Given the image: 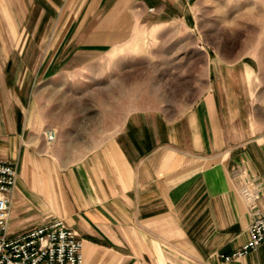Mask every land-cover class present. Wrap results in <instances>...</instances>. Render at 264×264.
Listing matches in <instances>:
<instances>
[{"label": "crops", "instance_id": "1", "mask_svg": "<svg viewBox=\"0 0 264 264\" xmlns=\"http://www.w3.org/2000/svg\"><path fill=\"white\" fill-rule=\"evenodd\" d=\"M42 1L78 8L85 41L111 56H147L141 41L167 32L181 40L185 30L191 54H212L202 17L166 15L182 0ZM5 6L0 0V15ZM15 52L25 49L0 47V159L19 168L12 237L59 218L84 240L83 264H264V244L245 258H222L249 240L245 186L264 212V71L253 55L210 62L207 90L191 106L164 100L159 76L144 79L147 91L125 97L120 122L108 121L117 119L112 107L96 130L72 115V129L50 147L45 130L56 124L26 105L28 69ZM48 61L45 72H54L53 55Z\"/></svg>", "mask_w": 264, "mask_h": 264}, {"label": "rangeland", "instance_id": "2", "mask_svg": "<svg viewBox=\"0 0 264 264\" xmlns=\"http://www.w3.org/2000/svg\"><path fill=\"white\" fill-rule=\"evenodd\" d=\"M196 1L182 0L180 6L168 9L166 15L202 17L205 32L202 42L212 53L210 58L205 52L191 54L194 40L186 30L181 40H175L173 33L167 32L161 34V39L141 41L138 46L150 50L147 56L117 57L110 52L95 51V46L83 37L86 25L74 21L78 8L50 7L42 0H5L6 10L0 15V47L25 49L22 57L17 52L14 57L15 62L20 60L28 69V83L21 93L27 94L26 105L35 106L51 117L56 125L45 133L55 130L57 143L65 129H72L68 123L76 122L68 120L72 115L75 119L78 115L85 117L96 130L112 107L117 119L108 121L120 122L128 106L125 97H141L147 91L142 86L144 79L159 76L163 99L169 103L181 100L186 107L195 104L207 90L210 62L233 64L250 53L258 61L256 67L264 71V0H198V4ZM51 55L55 71L45 72ZM68 67L70 70L65 71ZM120 75L122 85L115 83Z\"/></svg>", "mask_w": 264, "mask_h": 264}, {"label": "built area", "instance_id": "3", "mask_svg": "<svg viewBox=\"0 0 264 264\" xmlns=\"http://www.w3.org/2000/svg\"><path fill=\"white\" fill-rule=\"evenodd\" d=\"M45 137L47 144L53 145L57 132L48 130ZM18 169L17 164L0 159V264H83L84 240L63 219H53L21 235L11 236V210ZM242 194L253 211L250 236L242 248L222 256L226 262L245 258L259 251L264 244V212L257 205L258 195L250 186H245Z\"/></svg>", "mask_w": 264, "mask_h": 264}]
</instances>
